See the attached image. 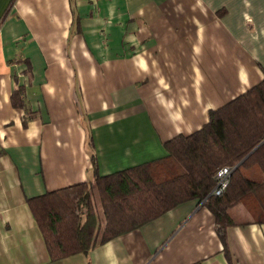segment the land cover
Masks as SVG:
<instances>
[{"label": "crops", "instance_id": "1", "mask_svg": "<svg viewBox=\"0 0 264 264\" xmlns=\"http://www.w3.org/2000/svg\"><path fill=\"white\" fill-rule=\"evenodd\" d=\"M263 78L264 0H0V264H264L243 201L227 255L188 200L55 262L26 202L91 182V155L100 177L164 157Z\"/></svg>", "mask_w": 264, "mask_h": 264}, {"label": "trees", "instance_id": "2", "mask_svg": "<svg viewBox=\"0 0 264 264\" xmlns=\"http://www.w3.org/2000/svg\"><path fill=\"white\" fill-rule=\"evenodd\" d=\"M21 92L17 88L11 94L12 104L18 107H22L17 101ZM207 116L197 131L164 142V157L100 177L91 155V182L27 198L50 262L87 253L188 200L202 202L212 214L225 255V232L233 223L230 208L246 202L252 218L264 222V78ZM221 166L232 171L218 197L209 192ZM253 167L260 181L251 178ZM93 188L103 213L101 225L92 205Z\"/></svg>", "mask_w": 264, "mask_h": 264}, {"label": "built area", "instance_id": "3", "mask_svg": "<svg viewBox=\"0 0 264 264\" xmlns=\"http://www.w3.org/2000/svg\"><path fill=\"white\" fill-rule=\"evenodd\" d=\"M232 169L228 166H221V169L215 171L213 175V181L215 184L210 190L209 194L213 196H221L222 191L225 189L226 185L229 183L228 178Z\"/></svg>", "mask_w": 264, "mask_h": 264}, {"label": "rangeland", "instance_id": "4", "mask_svg": "<svg viewBox=\"0 0 264 264\" xmlns=\"http://www.w3.org/2000/svg\"><path fill=\"white\" fill-rule=\"evenodd\" d=\"M96 188H93L92 189V194H91V199H92V205H93V207H94V211L96 212V217H97V220H98V222L100 223V225L103 223V221L101 222V219L99 218V216L101 215L100 214V212H101V209H100V204H99V202H100V200L98 199V196H97V192H96V190H95ZM97 210H98V212H97ZM102 213V212H101Z\"/></svg>", "mask_w": 264, "mask_h": 264}]
</instances>
